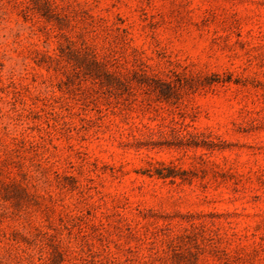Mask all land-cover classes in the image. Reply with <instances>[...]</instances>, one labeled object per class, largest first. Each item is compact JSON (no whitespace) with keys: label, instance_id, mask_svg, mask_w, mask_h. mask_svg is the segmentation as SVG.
Masks as SVG:
<instances>
[{"label":"rangeland","instance_id":"rangeland-1","mask_svg":"<svg viewBox=\"0 0 264 264\" xmlns=\"http://www.w3.org/2000/svg\"><path fill=\"white\" fill-rule=\"evenodd\" d=\"M0 264H264V0H0Z\"/></svg>","mask_w":264,"mask_h":264}]
</instances>
